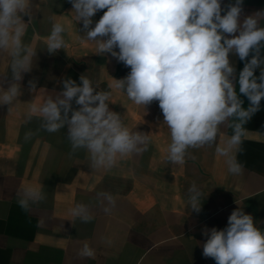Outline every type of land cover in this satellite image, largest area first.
I'll return each mask as SVG.
<instances>
[{
  "label": "crops",
  "instance_id": "0c3cea01",
  "mask_svg": "<svg viewBox=\"0 0 264 264\" xmlns=\"http://www.w3.org/2000/svg\"><path fill=\"white\" fill-rule=\"evenodd\" d=\"M230 2L222 0V6ZM33 3L37 7L24 39L36 58L23 74L18 100L10 108L0 106V264H216L203 256L205 228L224 229L232 211L242 208L264 230V100L245 125L243 151L237 155L243 171L233 175L214 147L189 149L184 163H168L171 138L158 102L144 109L112 88L110 110L120 113L130 129L148 135L147 150L118 159L110 169H94L84 150L71 153L66 128L42 130L38 114L28 118L29 107L62 91L63 79L79 84L84 74L97 90H109L130 68L110 54L96 55L94 43L79 38L82 23H75L69 0ZM260 10L264 0H243V16ZM258 19L264 26V17ZM53 20L66 25V46L50 54L45 46ZM230 59L237 73L242 70L238 56ZM7 69V59L0 56V83L7 73L10 79ZM241 99L247 107V98ZM28 131L34 134L25 140ZM231 134V128L222 127L218 142ZM193 183L202 193L199 212L189 205ZM28 185L41 188L44 199L24 211L17 193ZM101 193L111 194L114 202ZM78 203L89 206L91 222L72 217L69 210ZM84 243L95 250L94 258L78 254Z\"/></svg>",
  "mask_w": 264,
  "mask_h": 264
},
{
  "label": "clouds",
  "instance_id": "9594fccd",
  "mask_svg": "<svg viewBox=\"0 0 264 264\" xmlns=\"http://www.w3.org/2000/svg\"><path fill=\"white\" fill-rule=\"evenodd\" d=\"M69 2L75 23H82L79 38L94 43L96 55L110 54L130 71L114 79L109 90H97L84 74L79 84L63 79L62 91L30 105L29 119L38 114L41 129L49 133L66 128L71 153L82 149L92 168L110 169L118 159L147 150L148 144L147 134L130 129L120 113L110 110L111 89L116 88L144 109L158 102L171 138L168 163H184L189 149L208 146L223 158L229 173H242L237 155L243 151L245 125L264 100V26L258 19L264 17V10L243 16V0L225 6L222 0ZM36 7L33 0H0V56L7 59L10 70V79L7 73L3 82L8 86H0V106L14 105L22 94L23 74L32 70L37 51L24 38ZM101 10L103 15L94 22ZM66 31L64 23L51 22L45 46L50 54L65 48ZM232 55L244 62L238 73ZM29 85L34 91L35 83ZM241 96L249 101L247 107ZM225 126L232 134L218 142ZM33 134L26 132L25 140ZM188 192L191 210L199 212L200 189L193 183ZM100 195L114 202L111 194ZM43 199L42 189L31 185L17 193L24 211ZM69 211L83 223L93 219L86 204L78 203ZM203 235L207 237L203 256L216 264H264V230L242 208L232 211L224 229L205 228ZM105 243L111 240L106 238ZM78 254L91 259L95 250L84 243Z\"/></svg>",
  "mask_w": 264,
  "mask_h": 264
}]
</instances>
